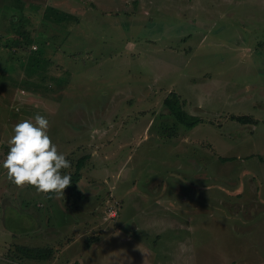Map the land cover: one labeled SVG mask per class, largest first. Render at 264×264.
I'll use <instances>...</instances> for the list:
<instances>
[{
	"label": "rangeland",
	"instance_id": "rangeland-1",
	"mask_svg": "<svg viewBox=\"0 0 264 264\" xmlns=\"http://www.w3.org/2000/svg\"><path fill=\"white\" fill-rule=\"evenodd\" d=\"M18 4L46 63L31 77L6 47ZM36 114L63 174L86 158L64 199L2 167ZM0 264H264V0H0Z\"/></svg>",
	"mask_w": 264,
	"mask_h": 264
},
{
	"label": "clouds",
	"instance_id": "clouds-1",
	"mask_svg": "<svg viewBox=\"0 0 264 264\" xmlns=\"http://www.w3.org/2000/svg\"><path fill=\"white\" fill-rule=\"evenodd\" d=\"M49 128V120L40 114L15 124L2 167L15 187L31 186L38 195L64 199L72 176L62 170L70 168L71 162L53 143Z\"/></svg>",
	"mask_w": 264,
	"mask_h": 264
},
{
	"label": "trees",
	"instance_id": "trees-1",
	"mask_svg": "<svg viewBox=\"0 0 264 264\" xmlns=\"http://www.w3.org/2000/svg\"><path fill=\"white\" fill-rule=\"evenodd\" d=\"M21 6L22 5L18 4V9H17V11H19L20 13L19 20H18L19 28H17L18 26L15 25L17 24L16 21H12V22L10 21L12 27L8 30V32L11 35L14 34L18 38H15L13 40H8L9 43L6 44V47L13 53H15L16 50L24 51L23 52L24 60L22 62L24 63L23 68L27 72V77H31V75L39 74L40 71L37 70L39 68L44 71L46 63L45 62L43 63L44 57H43L42 50H38L37 52H34L32 50L27 51V48H30L32 44L35 43L33 39L37 37H33L31 35V32L26 28L25 22L28 19L26 18L27 16H25V11L23 10ZM10 10L12 9L10 8ZM58 15L63 17V19L59 20L61 22L69 20V18H67L64 15H61V14H58ZM54 17L55 16H53V8H46L45 13L43 14L42 21L50 19V22L52 23L59 22V21H54ZM42 41H43V46H45L44 44L47 43V40L43 37ZM164 106L169 111L170 115L173 116L177 120L178 123L184 124L189 129L194 127L199 122V120L196 117L190 116L186 111L182 109L180 102H179V98H177L175 94L171 95L170 98H166L164 100ZM236 119L239 120L240 123L243 125L255 123L254 120L248 116H242ZM85 159L84 158L79 159L76 164V171L72 175V183H71V187L74 189H75V185L77 184V182H79L81 179V170L84 167ZM18 249H19V252L25 255L27 258L38 261V262L51 261L52 257L55 254V251L51 247H46V248L20 247Z\"/></svg>",
	"mask_w": 264,
	"mask_h": 264
},
{
	"label": "built area",
	"instance_id": "built-area-1",
	"mask_svg": "<svg viewBox=\"0 0 264 264\" xmlns=\"http://www.w3.org/2000/svg\"><path fill=\"white\" fill-rule=\"evenodd\" d=\"M115 213V212H114Z\"/></svg>",
	"mask_w": 264,
	"mask_h": 264
}]
</instances>
